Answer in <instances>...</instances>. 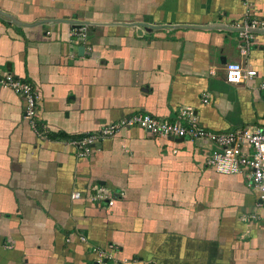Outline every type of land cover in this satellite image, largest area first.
<instances>
[{
  "label": "crops",
  "instance_id": "crops-1",
  "mask_svg": "<svg viewBox=\"0 0 264 264\" xmlns=\"http://www.w3.org/2000/svg\"><path fill=\"white\" fill-rule=\"evenodd\" d=\"M246 14L263 28L241 51ZM225 62L256 76L227 82ZM5 71L36 90L46 136L0 87V264H101L91 247L104 264H264V204L242 175L205 165L206 144L138 127L86 156L66 142L179 107L213 132L261 127L264 0H0ZM97 187L111 204L90 198Z\"/></svg>",
  "mask_w": 264,
  "mask_h": 264
},
{
  "label": "built area",
  "instance_id": "built-area-1",
  "mask_svg": "<svg viewBox=\"0 0 264 264\" xmlns=\"http://www.w3.org/2000/svg\"><path fill=\"white\" fill-rule=\"evenodd\" d=\"M239 25L237 33L238 38L243 42L240 46V50L243 51L249 45L252 32L263 28V24L257 17L246 14ZM81 29L80 27L75 34L80 39L84 36ZM255 76L254 69L246 68L238 62L224 63V77L227 82L239 83ZM0 87L8 88L23 98L22 118L27 121L37 136L44 138L46 131L39 129L36 123L38 98L36 90L28 82L21 81L6 71L0 74ZM256 87L260 90L264 101V77L256 82ZM201 101L207 102V98L202 96ZM126 127H138L153 136L182 137L206 144L208 148L205 165L220 174L242 175L247 185L256 192L259 202L264 204V124L261 127L242 126L232 130L213 132L204 128L191 107H179L176 109L174 118L170 120L146 113H133L103 124L96 131L67 139L66 142L74 147L77 156H86L95 142ZM80 195V192L74 191L70 193V198H78ZM90 198L97 202L104 200L108 204L112 203V198L102 187L95 188ZM78 239L85 240L81 235ZM91 251L97 255L96 263L102 264L103 252L94 247H91ZM112 264L117 263L113 260Z\"/></svg>",
  "mask_w": 264,
  "mask_h": 264
},
{
  "label": "water",
  "instance_id": "water-1",
  "mask_svg": "<svg viewBox=\"0 0 264 264\" xmlns=\"http://www.w3.org/2000/svg\"><path fill=\"white\" fill-rule=\"evenodd\" d=\"M71 22V21H70ZM147 27H149V25H146ZM151 26V25H150ZM154 27H156V26H154ZM254 31H256V30H254ZM79 50H80V48H79Z\"/></svg>",
  "mask_w": 264,
  "mask_h": 264
}]
</instances>
